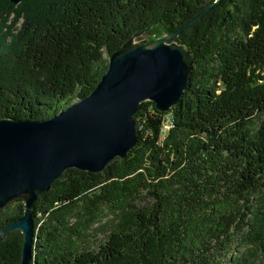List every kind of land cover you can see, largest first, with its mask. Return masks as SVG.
Returning <instances> with one entry per match:
<instances>
[{"label":"trees","instance_id":"16d2710c","mask_svg":"<svg viewBox=\"0 0 264 264\" xmlns=\"http://www.w3.org/2000/svg\"><path fill=\"white\" fill-rule=\"evenodd\" d=\"M191 70L166 112L101 172L66 170L34 204L30 264H264V0H0V120L87 97L127 41L177 32ZM106 56V57H105ZM0 209V229L23 215ZM23 238L0 241L20 264Z\"/></svg>","mask_w":264,"mask_h":264},{"label":"water","instance_id":"95a60500","mask_svg":"<svg viewBox=\"0 0 264 264\" xmlns=\"http://www.w3.org/2000/svg\"><path fill=\"white\" fill-rule=\"evenodd\" d=\"M22 0H10L18 5ZM209 6L177 32L135 45L131 38L108 59L91 93L43 121L0 120V209L23 199L21 217L0 229V241L21 233L20 264H30L33 209L40 195L68 169L98 173L137 143L134 115L143 102L166 112L179 103L191 70L184 47L171 41L202 19Z\"/></svg>","mask_w":264,"mask_h":264},{"label":"rangeland","instance_id":"374dc122","mask_svg":"<svg viewBox=\"0 0 264 264\" xmlns=\"http://www.w3.org/2000/svg\"><path fill=\"white\" fill-rule=\"evenodd\" d=\"M151 36H152L151 34L150 35L149 34H140V35H138L132 39V43L135 45L146 44L147 42H149L148 40Z\"/></svg>","mask_w":264,"mask_h":264}]
</instances>
